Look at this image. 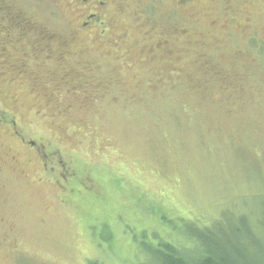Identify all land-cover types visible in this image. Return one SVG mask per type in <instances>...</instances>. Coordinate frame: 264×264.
<instances>
[{
  "label": "rangeland",
  "instance_id": "obj_1",
  "mask_svg": "<svg viewBox=\"0 0 264 264\" xmlns=\"http://www.w3.org/2000/svg\"><path fill=\"white\" fill-rule=\"evenodd\" d=\"M70 1L0 0V264L264 263V0Z\"/></svg>",
  "mask_w": 264,
  "mask_h": 264
},
{
  "label": "trees",
  "instance_id": "obj_2",
  "mask_svg": "<svg viewBox=\"0 0 264 264\" xmlns=\"http://www.w3.org/2000/svg\"><path fill=\"white\" fill-rule=\"evenodd\" d=\"M257 43L259 46L253 50L256 52L261 48L258 56L263 55L264 46ZM185 225L188 232L183 242L166 240L146 247L150 256L147 264H264L262 261L230 255L225 250L223 241L216 238L217 234L207 230V227L194 222Z\"/></svg>",
  "mask_w": 264,
  "mask_h": 264
},
{
  "label": "flooded vegetation",
  "instance_id": "obj_3",
  "mask_svg": "<svg viewBox=\"0 0 264 264\" xmlns=\"http://www.w3.org/2000/svg\"><path fill=\"white\" fill-rule=\"evenodd\" d=\"M109 1L110 0H71L68 6L71 7L74 2L78 3V9L75 11L78 13V18H86V20L82 22V28L86 29L90 27L94 18L106 17L110 9Z\"/></svg>",
  "mask_w": 264,
  "mask_h": 264
}]
</instances>
